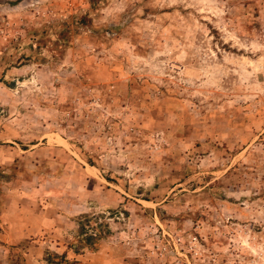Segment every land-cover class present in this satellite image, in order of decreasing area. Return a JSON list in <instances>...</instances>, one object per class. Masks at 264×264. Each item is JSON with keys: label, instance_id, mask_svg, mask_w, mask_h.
<instances>
[{"label": "rangeland", "instance_id": "1", "mask_svg": "<svg viewBox=\"0 0 264 264\" xmlns=\"http://www.w3.org/2000/svg\"><path fill=\"white\" fill-rule=\"evenodd\" d=\"M0 264H264V0H0Z\"/></svg>", "mask_w": 264, "mask_h": 264}, {"label": "trees", "instance_id": "2", "mask_svg": "<svg viewBox=\"0 0 264 264\" xmlns=\"http://www.w3.org/2000/svg\"><path fill=\"white\" fill-rule=\"evenodd\" d=\"M92 3H94L95 0H90Z\"/></svg>", "mask_w": 264, "mask_h": 264}, {"label": "crops", "instance_id": "3", "mask_svg": "<svg viewBox=\"0 0 264 264\" xmlns=\"http://www.w3.org/2000/svg\"><path fill=\"white\" fill-rule=\"evenodd\" d=\"M17 233V232H16Z\"/></svg>", "mask_w": 264, "mask_h": 264}]
</instances>
